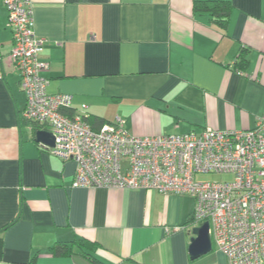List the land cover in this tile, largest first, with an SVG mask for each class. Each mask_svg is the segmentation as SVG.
<instances>
[{"label":"crops","instance_id":"0c3cea01","mask_svg":"<svg viewBox=\"0 0 264 264\" xmlns=\"http://www.w3.org/2000/svg\"><path fill=\"white\" fill-rule=\"evenodd\" d=\"M229 1L220 26L194 0H31L46 90L136 135L251 127L264 112V0ZM11 45L0 0V264H95L80 240L112 264H228L213 246L190 257L188 194L71 186L75 162L35 141L22 115ZM55 242L69 250L51 253Z\"/></svg>","mask_w":264,"mask_h":264},{"label":"built area","instance_id":"2783aa9c","mask_svg":"<svg viewBox=\"0 0 264 264\" xmlns=\"http://www.w3.org/2000/svg\"><path fill=\"white\" fill-rule=\"evenodd\" d=\"M12 45L8 58L25 94L22 115L47 129L54 144L40 145L61 160H73L71 186L148 188L192 196L191 226L208 222L211 246L228 264L264 263V112L251 127L136 135L115 117L93 128L86 104L70 115L72 94L48 92L39 57L43 39L35 34L31 0H2ZM230 179L200 180L199 173Z\"/></svg>","mask_w":264,"mask_h":264},{"label":"trees","instance_id":"16d2710c","mask_svg":"<svg viewBox=\"0 0 264 264\" xmlns=\"http://www.w3.org/2000/svg\"><path fill=\"white\" fill-rule=\"evenodd\" d=\"M231 3L229 0H194L193 2V9L195 11L198 12H207L208 14H210L212 16V19L220 26H224L225 23L227 22L229 13L231 11ZM244 49H242L239 53V55L236 56L235 58V63L233 64V66L235 67V69H237L238 71H243L246 63H247V58L244 55ZM69 107L64 109V112L68 115L71 114V112L67 111ZM85 119L90 123V125L93 128H97L99 127L102 123L103 120L99 119V118H95V121L97 122L96 125H93L89 119L88 116L85 117ZM39 125L38 124H32L31 125V130L34 132L36 129H38ZM80 248L82 249V253L88 258L90 259L93 263L95 264H112L109 262H105V261H101L99 260L96 256H94L93 254L90 253V249L92 250L93 248H91V245L88 244V242L84 241V240H80L78 242ZM87 247V250H85V248L83 247ZM69 250V247L67 246V244L64 243H60V242H55L54 244H52L50 246V251L53 254H64ZM33 260V259H32ZM29 260L27 262H25L24 264H33V261Z\"/></svg>","mask_w":264,"mask_h":264},{"label":"water","instance_id":"95a60500","mask_svg":"<svg viewBox=\"0 0 264 264\" xmlns=\"http://www.w3.org/2000/svg\"><path fill=\"white\" fill-rule=\"evenodd\" d=\"M33 137L37 142L45 143L49 146L54 144V136L52 132L47 129H36ZM190 231L191 236L188 251L191 258L205 253L212 248L208 233V222L206 220L202 221L200 224L191 226Z\"/></svg>","mask_w":264,"mask_h":264},{"label":"rangeland","instance_id":"374dc122","mask_svg":"<svg viewBox=\"0 0 264 264\" xmlns=\"http://www.w3.org/2000/svg\"><path fill=\"white\" fill-rule=\"evenodd\" d=\"M197 178L200 180H223L230 179L231 175L226 173H199L197 174Z\"/></svg>","mask_w":264,"mask_h":264}]
</instances>
